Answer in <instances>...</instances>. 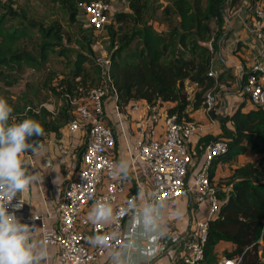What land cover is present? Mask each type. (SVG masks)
Wrapping results in <instances>:
<instances>
[{"label":"trees","instance_id":"1","mask_svg":"<svg viewBox=\"0 0 264 264\" xmlns=\"http://www.w3.org/2000/svg\"><path fill=\"white\" fill-rule=\"evenodd\" d=\"M48 1L65 12L70 24L79 21L82 11L78 8V0ZM227 3L228 0H172L164 6L161 29L156 26V20L146 16L148 0H128L129 11H116L107 25L111 44L108 69L119 95L120 108L144 101L151 110L164 107V112L176 115L178 121L194 122L189 109H204L207 91L222 82L228 72L222 71L217 78L208 74L220 49V40L226 36L223 26ZM4 8L6 11L0 13V81L15 84L24 67L44 70L51 52L66 56L69 52L75 54L69 60L72 63L69 69L49 70L45 82L50 93L59 100L61 105L58 107H16L7 99L17 121L30 117L41 123L44 134L32 136L30 142L42 144L45 135H59L75 116L71 101L86 103L88 92L101 81L103 70L94 49L95 32L91 27V30L82 31L81 38L73 39L59 20L46 23L30 17L25 10L16 9L13 4ZM123 22H132L133 27L118 37L114 26ZM35 38L38 39L36 53L22 45L25 40ZM211 40L213 51L208 46ZM73 43L77 47H69ZM247 74L248 71L244 78ZM244 104L230 115L211 112V116L219 120L222 133L205 136L200 141L203 149L214 141L227 144V151L213 158L208 171L221 204L218 215L209 221L206 264L216 260L213 251L220 241L233 245L232 249L222 253V258H241L238 264H264V239H261L264 223V104L243 110ZM86 138L87 133L82 138V148ZM247 152L255 156L254 161L214 180L219 163L230 162Z\"/></svg>","mask_w":264,"mask_h":264},{"label":"built area","instance_id":"2","mask_svg":"<svg viewBox=\"0 0 264 264\" xmlns=\"http://www.w3.org/2000/svg\"><path fill=\"white\" fill-rule=\"evenodd\" d=\"M118 0H78V8L90 23L95 32V46L97 52L104 51L101 58L97 57L102 65V78L98 86L93 87L87 94V102L72 100L76 105L75 116L67 123L71 135L85 130L87 138L83 153V166L69 178L63 192V198L57 209L49 208L45 215H27L26 220H33L40 226V239L45 245L57 247L60 264H91L97 262L108 251L118 250L123 243V228L125 221L132 212L138 211L137 193L129 192L123 203H117L118 197L125 193L129 178L114 179L109 174L108 166L116 160L108 152L117 141V132L105 123V99L111 97L114 109L121 112L118 100L119 95L114 85L108 66L110 54L104 49L100 40L107 34V25L112 22V7ZM252 31L259 43V53L250 69L247 70L242 61L233 65L235 79L243 83V89L252 106L264 104V0H253ZM213 51L212 40L208 43ZM248 71L246 78L245 73ZM209 76L217 78L218 71L212 66ZM220 91L218 83L205 95L204 110L211 115L219 102ZM137 107L133 106L132 111ZM153 119L162 121V140L139 138L133 146H129L132 164L141 159L145 161L152 175L153 187L151 197L138 182L146 207H156L166 200L195 195L197 201L208 200V215L204 220L195 222L192 232L193 239L185 248L189 253L181 264H204L206 261L205 244L208 237L209 221L215 218L220 211V204L216 189L211 184L208 169L214 157L227 151V144L223 141H214L206 146L205 166L197 173L194 182L186 183V176L191 162L187 140L197 129L195 122H180L176 115H168L161 107L152 109ZM140 132H144L141 127ZM105 200L113 207L111 219L104 223L89 221L87 210L97 200ZM19 199L15 197L8 205L9 212L15 210ZM20 217V210L16 211ZM58 217V224L51 220ZM22 222V221H21ZM89 233L95 237L89 241ZM264 239V223L261 239ZM241 258H222L217 264H238Z\"/></svg>","mask_w":264,"mask_h":264},{"label":"crops","instance_id":"3","mask_svg":"<svg viewBox=\"0 0 264 264\" xmlns=\"http://www.w3.org/2000/svg\"><path fill=\"white\" fill-rule=\"evenodd\" d=\"M252 1L239 0L229 5L227 3L223 26L226 36L220 40V49L215 54L212 63L218 74L228 70L222 82L218 83L220 97L215 109L218 115H230L242 103H245L243 110L254 107L248 101L243 83L238 82L233 75V65L237 61H242L246 67L250 68L259 53V43L252 31ZM115 12L112 9V13ZM85 20L89 28L91 25L87 19ZM100 53L104 55V51ZM261 79L264 82V74L261 75ZM104 103L105 123L117 132L116 144L108 148V152L116 163L121 159L131 161L128 147L133 146L139 138L162 140L163 123L153 119L152 110L144 101L132 102L121 109L120 115L114 109L111 97H107ZM133 106L137 107L134 111H132ZM161 108L164 109V107ZM189 111L197 125L196 131L187 140L191 162L186 183L191 185L206 163V148H202L201 139L208 135L219 136L222 130L219 120L214 119L204 109L193 111L190 108ZM228 126L231 127L232 124L228 123ZM141 127L144 128L143 133L140 132ZM85 133V130H81L71 135L66 125L59 135H49V140L42 143L43 148H38L37 153L26 154L30 161L29 170L38 172L40 180L30 185L23 193H18L16 197L19 203L21 199L24 201L19 209L21 221L35 225L39 229L35 233V238L39 241H41L39 224L33 220H26L25 217L45 215L49 208L57 209L69 178L83 166L85 147L82 148V138ZM253 156L251 152H247L230 162L219 163L216 166L214 180L217 181L230 175L234 168L248 161H254L255 156ZM128 178L127 189L118 197L117 203H123L129 192L137 193L139 209L132 212L124 223L121 247L116 251H108L97 262L91 264H181L183 258L189 254L185 246L193 239L192 232L195 222L204 220L208 215V200L199 202L195 195L166 200L155 207V228L146 230L142 223V213L147 207L138 188V182L144 187L150 199L153 180L148 164L139 159L135 165L132 164ZM91 208H88L87 214ZM51 222L57 225L58 217L53 218ZM88 236L90 241L93 235L89 233ZM42 245L46 248L48 256L41 264H60L57 247L45 246L43 243ZM232 247L231 243L218 242L213 251L215 259L220 258L221 260L222 253ZM217 262L212 260L209 263L217 264Z\"/></svg>","mask_w":264,"mask_h":264},{"label":"clouds","instance_id":"4","mask_svg":"<svg viewBox=\"0 0 264 264\" xmlns=\"http://www.w3.org/2000/svg\"><path fill=\"white\" fill-rule=\"evenodd\" d=\"M13 107L7 99L0 97V264H41L48 253L41 241L35 238L39 229L35 225L21 222L16 215L24 201L15 205L9 212L8 205L30 185L38 182V172L30 171L27 153H37L43 148L38 141L30 142L32 136L41 137L44 129L33 118L17 121L12 113ZM11 118V123L9 122ZM132 162L121 159L108 166L109 174L114 179L127 178ZM139 195V194H138ZM155 208L149 206L142 213V223L146 230L156 226ZM113 207L105 200H97L88 213L92 223H104L111 219ZM95 237L90 239L93 242Z\"/></svg>","mask_w":264,"mask_h":264},{"label":"rangeland","instance_id":"5","mask_svg":"<svg viewBox=\"0 0 264 264\" xmlns=\"http://www.w3.org/2000/svg\"><path fill=\"white\" fill-rule=\"evenodd\" d=\"M231 1L232 0H228V5L231 3ZM171 2L172 0H148L149 10L146 16L150 19L156 20L157 22L155 24L159 29L163 27L161 24L163 23L164 6ZM11 4H13V6L18 10L27 11L30 17L45 21L46 23H49L51 20H59L64 27V30L70 31V33L73 35V39L81 38L83 30H91V26L89 28L86 26L87 21L85 20L86 18L84 13H80L79 21L77 23L70 24L66 19L65 12L57 6H53L48 0H0V13L6 11L4 6H9ZM112 8L114 11H129L128 0H118ZM114 27L118 32V37H120L133 27V23L123 22L116 24ZM100 40L105 45V51L110 54L111 44L109 39V31L106 36L101 37ZM36 43H38L37 38H35V40H25L22 45L26 49L36 53ZM69 47L77 46L73 43ZM74 56L75 54L73 52H69L68 56L60 55L57 52H51L44 70L38 71L29 67H24L20 75V80L15 84L9 85L4 81H0V97L8 99L9 102L16 107H21L23 105H26V107L36 108L43 105L58 107L61 105L59 104V100L53 93H50V89L45 82L48 78L49 70L65 71L69 69L72 64H70L69 60L73 59ZM96 56L103 60L99 50H97ZM71 108L75 111L76 105L73 104ZM47 139L49 140L48 134L45 135L43 142H45ZM217 259L220 261V258ZM217 259L216 262L218 261ZM207 262L208 261L206 260L204 264Z\"/></svg>","mask_w":264,"mask_h":264}]
</instances>
